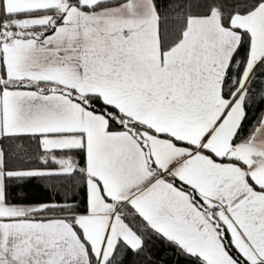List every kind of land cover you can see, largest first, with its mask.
Returning <instances> with one entry per match:
<instances>
[{"label":"snow or ice","instance_id":"1","mask_svg":"<svg viewBox=\"0 0 264 264\" xmlns=\"http://www.w3.org/2000/svg\"><path fill=\"white\" fill-rule=\"evenodd\" d=\"M257 77L264 0H0V264H264Z\"/></svg>","mask_w":264,"mask_h":264},{"label":"trees","instance_id":"2","mask_svg":"<svg viewBox=\"0 0 264 264\" xmlns=\"http://www.w3.org/2000/svg\"><path fill=\"white\" fill-rule=\"evenodd\" d=\"M167 0H160V6L163 9ZM264 86V77H257L253 84V90L257 92L254 100L246 107V120L244 122V129L242 135H249L250 130L254 124H257L262 116H264V100L260 99L258 94L259 89ZM26 149H29L28 155H33L37 146L35 144H29L27 140L23 141ZM20 155H24V150H18ZM23 166L39 168L43 167L41 162L33 159L31 163H25ZM48 167H54V165H48ZM23 196L26 201L32 204L48 203L61 201L65 192L69 195L73 194V189L68 188L65 185L58 184L55 181L46 182L44 180H32L24 189H22ZM75 199L82 201L84 197L83 190H75ZM124 264H188L186 257L177 253L175 248L167 244L164 240L158 239L155 236L146 238L145 250L139 255H135L129 252L124 259Z\"/></svg>","mask_w":264,"mask_h":264},{"label":"rangeland","instance_id":"3","mask_svg":"<svg viewBox=\"0 0 264 264\" xmlns=\"http://www.w3.org/2000/svg\"><path fill=\"white\" fill-rule=\"evenodd\" d=\"M257 142H264V128H261L259 132L256 133Z\"/></svg>","mask_w":264,"mask_h":264},{"label":"crops","instance_id":"4","mask_svg":"<svg viewBox=\"0 0 264 264\" xmlns=\"http://www.w3.org/2000/svg\"><path fill=\"white\" fill-rule=\"evenodd\" d=\"M259 126V125H258Z\"/></svg>","mask_w":264,"mask_h":264}]
</instances>
